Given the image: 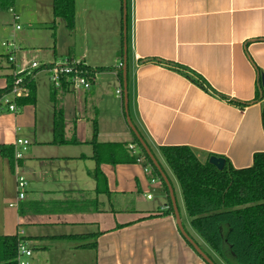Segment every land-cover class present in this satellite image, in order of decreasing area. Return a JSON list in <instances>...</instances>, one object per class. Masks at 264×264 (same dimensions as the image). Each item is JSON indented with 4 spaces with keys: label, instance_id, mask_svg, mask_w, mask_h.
Returning <instances> with one entry per match:
<instances>
[{
    "label": "crops",
    "instance_id": "crops-1",
    "mask_svg": "<svg viewBox=\"0 0 264 264\" xmlns=\"http://www.w3.org/2000/svg\"><path fill=\"white\" fill-rule=\"evenodd\" d=\"M3 12L8 16H0V41L7 34L4 30L12 28L27 56H33L30 49H52L64 56L62 60L114 71L96 74L90 91L70 89L54 97L51 87L47 102L39 104L36 92L34 105L20 104L17 113H0V147L15 146L18 140L30 144L23 159L17 162L14 158L13 164L0 154V236L23 232L26 244L28 240L39 242L33 250L58 252L54 264H73L70 258L76 259L80 251L88 253L81 254L85 262L91 259L88 264H206L183 238L174 215L142 220L169 209L162 178L145 167L146 182L133 180L142 163L104 164L100 170L106 177V190L97 193L91 176L96 168L90 144L95 123L99 143L132 146L135 155L140 151L127 122L124 82L117 75L118 66L124 64L122 0H75L72 31L63 20L55 19L53 0H15L12 10L0 15ZM21 22L29 32L20 33L22 28L17 26ZM35 29L50 34L31 35ZM127 41L129 116L162 165L176 199L181 198V189L161 148L189 147L202 161L215 156L235 169L250 168L255 154L264 153L262 102H254L259 94L257 68L264 76V0H128ZM0 56L1 90L13 73L9 67L16 66L15 61H8L11 55ZM43 60L48 63L42 66L60 63ZM119 87L122 97L117 94ZM69 93H76V106L68 111ZM58 110L64 118L65 139L78 143L53 144ZM85 128H90L91 136L76 137ZM83 161L95 163L89 173L95 182L94 196L76 186L74 175L82 172L78 163ZM123 168L132 169L134 175L126 176ZM17 175L28 182L20 202ZM30 192L33 197L45 194L50 200L27 199ZM136 195L148 201L161 197L160 209L137 207ZM99 196L105 200L100 202ZM115 198L132 204L117 210ZM51 203H64L75 211H44L55 210ZM179 212L185 230L205 244L189 219L187 229ZM59 228L75 233L28 235L29 230ZM98 233L96 252L82 247L88 244L82 236ZM51 259L46 262L50 264Z\"/></svg>",
    "mask_w": 264,
    "mask_h": 264
},
{
    "label": "trees",
    "instance_id": "trees-1",
    "mask_svg": "<svg viewBox=\"0 0 264 264\" xmlns=\"http://www.w3.org/2000/svg\"><path fill=\"white\" fill-rule=\"evenodd\" d=\"M14 1L0 0V12L12 10ZM53 12L55 19L63 20L69 31L74 29L75 0H53ZM121 56H123V51H121ZM1 60L2 56H0V77L3 70ZM51 66L53 65L43 67L48 68ZM9 69L13 73L7 76V87L0 90V103L12 91L15 79L20 77V75L14 74L13 65ZM85 69L95 74L114 71L113 68L94 70L86 67ZM40 71L37 70L33 78L27 77L24 80L28 88V96L25 100H20L19 104H35V79ZM117 71L118 78L122 83L124 81L123 69ZM257 73L259 76V94H257L254 102H262V123L264 128L262 72L257 68ZM21 75L24 76V74ZM62 82L61 89H52L54 97H57L58 93L62 94L70 91L68 82L65 80ZM54 132V145L78 143L77 141L70 142L65 139V123L60 110L57 111L54 119ZM90 144L93 146V159L96 163V168L91 173V176L97 183V193H102L106 190V177L100 170L104 164L117 166L142 163L145 167L150 165L153 173L161 178L158 170L152 164L135 135L134 144L141 151L138 155L133 154L125 144L99 143L96 123L94 124ZM160 152L179 183L186 214L193 231L212 252H207L191 233L188 231L187 233L213 262L215 264H264V153L255 154L253 165L250 168L235 169L227 162L224 169L220 170L210 164L209 161H202L189 147H164L160 149ZM0 154L13 164L15 146H1ZM153 154L155 155L154 152ZM161 181L168 197L169 209L166 212H159L142 220L174 215L168 187L163 179ZM49 205L55 210L44 211L58 213L75 211L69 210L70 208L66 207L64 203H51ZM99 235L101 234L82 236L80 239L88 242L82 247L96 252ZM73 237L79 238L78 236ZM24 240L25 238L18 234L15 236H0V264H17L18 247L21 242H25ZM187 244L194 250L188 242Z\"/></svg>",
    "mask_w": 264,
    "mask_h": 264
},
{
    "label": "rangeland",
    "instance_id": "rangeland-1",
    "mask_svg": "<svg viewBox=\"0 0 264 264\" xmlns=\"http://www.w3.org/2000/svg\"><path fill=\"white\" fill-rule=\"evenodd\" d=\"M11 19L13 17V14H11ZM0 16H8V13L7 12H3L1 13ZM19 26H21V32L20 33H26V32H29L30 29L28 28V26H26L25 24H23V22H21L19 24ZM8 30H4L7 32L6 36L4 38L1 39L0 41V54H6V55H11L13 56L14 60H15V71L14 72H23V71H26V70H30V67L36 63L38 64L39 66H42L44 65L45 63H48V62H45V60H43V58H52V60H55L56 62H65L66 60H62L64 56H61L60 54L58 53H55L56 51H53L52 49H30L29 52L32 53L33 56H27V52H25L26 50H23L21 49V46L19 45V41L16 37H14V34H13V30L12 28L10 27H7ZM33 33H37L39 35H48L50 34L49 31H43V30H37L36 32V29L35 30H32L31 32V35ZM52 34V32H51ZM36 39H37V36H36ZM38 40V39H37ZM37 42V41H36ZM3 43V44H2ZM15 44V48L14 47H8V44ZM3 45V47H2ZM48 56V57H46ZM8 64L7 60L5 59V64ZM36 85H37V95H38V98H39V104L40 102H47L48 100V96H49V90L50 88L52 87V84L50 83V80H49V73L45 70H41L38 75L36 76ZM53 88V87H52ZM118 90H122V87H119ZM75 96H76V93H69L67 95V99H66V104H65V109L69 111V109L71 108H74L76 106V102H75ZM42 106V105H40ZM68 116V113L66 114V117ZM85 127H88L85 125ZM77 136L76 137H79L81 139H88L90 136H91V132H90V128H85L83 130H79L78 131V134L75 133ZM70 145H74V144H70ZM139 151V150H138ZM141 151L139 152H136V153H140ZM70 164H74V163H70ZM78 164H82V165H78V166H81V170L82 172L80 171V173H76L75 176V181H76V186H78V188H82L84 190H86V192L90 195V196H94L95 192V182L94 180L91 178V176L89 175V173L94 170L92 169L91 167H95L93 162H85L83 161V163H78ZM88 164V166H90V168H88V166L86 165ZM102 167V166H101ZM148 170H149V173L151 175H153V169L150 165L147 166ZM123 172H125V175L126 176H131V175H134L133 174V170L132 169H129V168H123L122 169ZM146 171V168L145 166H137L136 167V171H135V176H133V180H136V179H139L140 182H146V173H144ZM132 178V177H131ZM175 178V177H174ZM155 180V183L156 185H160V181L158 178H153ZM176 180V179H175ZM177 181V180H176ZM178 183V182H177ZM89 192H88V191ZM179 192H180V188H179ZM33 193H28V197L27 199H31V200H37V201H49L50 200V196H47L45 194H43L42 196H37V197H33L32 196ZM180 194V193H178ZM155 196V195H154ZM161 197L159 196H156L154 197V200L153 201H148L146 199H143L141 196L139 195H136V202L138 203L137 204V207H141L143 209H149V207H152L154 208L155 210H152V211H158L160 208H159V202L158 200H161L160 199ZM105 200L104 196H99V201L103 202ZM177 200V204H178V207H179V203H180V206L181 208H179V210L181 211L182 213V218H183V222L185 224V226L187 227L188 229V224H187V220L189 219L186 215V212L184 210V202H183V197L179 196V198L176 199ZM122 201L124 203H122ZM129 200L128 199H122V198H115L113 199V203H114V206L116 207V209L118 210L121 206L122 207H130V203H128ZM183 209V210H182ZM190 222V220H189ZM35 233H45L46 235H66V234H69V233H75V231L73 232H68L67 229H63V228H59V229H40V230H29L28 231V235H34ZM27 235V236H28ZM39 242L37 240L35 241H32V240H28L27 241V247L29 249L32 250V258L29 260V263L30 264H48L46 261L48 259V262L50 261L51 259V262L50 264H54L56 258L58 257L57 255L55 254H58V252L56 251H51L50 253H44L42 254L44 251H38V250H33V246L35 244H38ZM53 244H55L54 242H52ZM76 243V242H75ZM201 244V243H200ZM203 246V248L211 253V249L206 245V244H201ZM82 253H78L77 254V257L76 259H73V258H70V261L71 263L73 264H88L90 263L91 259H88L86 260L85 262V259L82 258V255H85V254H88L86 253V251H80ZM91 254V253H90ZM73 261V262H72ZM88 261V262H87ZM221 263V262H220ZM62 264V263H61Z\"/></svg>",
    "mask_w": 264,
    "mask_h": 264
},
{
    "label": "built area",
    "instance_id": "built-area-1",
    "mask_svg": "<svg viewBox=\"0 0 264 264\" xmlns=\"http://www.w3.org/2000/svg\"><path fill=\"white\" fill-rule=\"evenodd\" d=\"M15 20L18 21L19 17L15 15ZM17 29H21V26H17ZM8 47H14V44H8ZM8 61L13 63L15 60L13 56H9ZM82 67V68H81ZM87 66L79 61L66 60L65 62L56 63L51 67H43L34 63L30 70L23 72H14L15 75H20L14 82V86L10 94L6 95L0 103V113L3 111L17 113L20 109V100H25L28 96V88L25 85V79L27 77H34L37 70H46L49 73V80L52 84L53 89L59 90L62 87L63 80L67 81L70 89H79L84 91H90L93 88V83L95 81L96 74L86 70ZM118 69H123V63L118 66ZM21 74H24L22 76ZM117 94L122 97V90H118ZM29 142L26 140H18L15 144V160L18 162L23 159L24 154L28 151ZM134 147H129V150L133 152ZM139 162H141L139 160ZM149 170L147 169V172ZM154 183V180H152ZM27 180L21 176L17 175V189H18V202L25 199V190L27 188ZM148 199H152V196H147ZM15 206L11 204V207ZM23 235V232L18 234ZM32 250L29 249L25 242H21L17 251V264H30L29 260L32 258Z\"/></svg>",
    "mask_w": 264,
    "mask_h": 264
},
{
    "label": "water",
    "instance_id": "water-1",
    "mask_svg": "<svg viewBox=\"0 0 264 264\" xmlns=\"http://www.w3.org/2000/svg\"><path fill=\"white\" fill-rule=\"evenodd\" d=\"M122 2H123V37H124V64H123L124 65L123 66V80H124L123 81L124 82L123 87L124 88L123 89H124V103H125V110H126V114H127L128 125H129L130 129L132 130L133 134L136 136L137 140L139 141L141 147L143 148V150L146 152V154L150 158L152 164L158 170L161 178L164 180V182L166 183V185L168 187L169 194L171 197L172 207L174 210V216L176 218V223H177V226H178L183 238L194 248V251L196 252V254L206 264H215L213 262V260L201 249V247L189 236V234L185 230V227H184L182 220H181V215L179 212V208H178V204H177V200H176V196H175V192L173 190V187H172L169 179L167 178L165 172L163 171L160 163L158 162L157 158L153 154L151 148L146 143V141L143 139V137L141 136V134L139 133V131L137 130V128L134 126V124L132 123V121L130 119L129 112H128L129 97H128V70H127L128 0H122ZM262 87L264 89V76H262ZM209 163L214 165L215 167H217L220 170H223L225 165H226V161L223 158H218L215 156H212L210 158Z\"/></svg>",
    "mask_w": 264,
    "mask_h": 264
}]
</instances>
